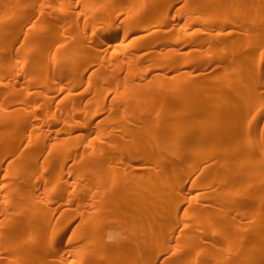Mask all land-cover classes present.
Wrapping results in <instances>:
<instances>
[{
  "label": "bare ground",
  "instance_id": "obj_1",
  "mask_svg": "<svg viewBox=\"0 0 264 264\" xmlns=\"http://www.w3.org/2000/svg\"><path fill=\"white\" fill-rule=\"evenodd\" d=\"M0 264H264V0H0Z\"/></svg>",
  "mask_w": 264,
  "mask_h": 264
},
{
  "label": "clouds",
  "instance_id": "obj_2",
  "mask_svg": "<svg viewBox=\"0 0 264 264\" xmlns=\"http://www.w3.org/2000/svg\"><path fill=\"white\" fill-rule=\"evenodd\" d=\"M109 238H111V237H109Z\"/></svg>",
  "mask_w": 264,
  "mask_h": 264
}]
</instances>
